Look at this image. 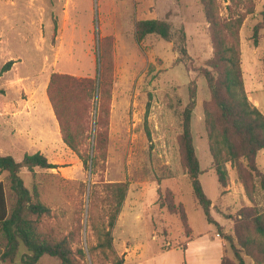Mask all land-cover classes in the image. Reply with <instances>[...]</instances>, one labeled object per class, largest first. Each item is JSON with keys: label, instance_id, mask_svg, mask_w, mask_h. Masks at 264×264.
<instances>
[{"label": "rangeland", "instance_id": "1", "mask_svg": "<svg viewBox=\"0 0 264 264\" xmlns=\"http://www.w3.org/2000/svg\"><path fill=\"white\" fill-rule=\"evenodd\" d=\"M263 4L264 0H218L219 13L224 17L253 8L240 29L241 62L247 97L262 113L264 30L260 31L258 44L252 36L254 26L261 21ZM156 19L171 23V40L150 35L137 44L136 24ZM0 32V46L7 48L3 59V49L0 52V69L10 60L14 62L0 77V104L38 100L41 114L52 74L96 79L101 71V44L111 56L106 86L108 142L106 158L100 161L97 171L85 169L78 155L64 145L66 153L48 159L59 168H36L34 172L23 168L20 172L25 186L50 208L48 215L34 217L39 232L70 240L74 251L85 250L81 264H114L89 252L96 236L88 215L94 207L96 218L105 222V184L128 182V195L113 231L114 247L125 264H220L223 255L237 264L225 237H234L238 245L235 223L244 209L264 213V187L259 176L238 174L228 163L229 180L222 188L212 167L202 107L210 99V92L198 69L212 58L213 47L199 0H0ZM183 34L187 55L179 53ZM190 86L197 92L192 130L203 172L200 181L213 203L211 216L219 227L207 223L181 165L178 136ZM83 98L90 104L92 125L99 95L90 98L87 93ZM148 102L151 109L146 128ZM7 125L12 126L10 121ZM3 145L2 155H12L16 161L23 159L17 147ZM257 162L264 173V151ZM0 181L7 184L11 208L16 196L10 190L7 172L0 173ZM159 188L162 195L170 190L176 203L185 205L193 230L191 241L178 216L157 204ZM1 239L0 253L7 248ZM243 257L246 264H257L244 250ZM38 264L61 262L44 255Z\"/></svg>", "mask_w": 264, "mask_h": 264}, {"label": "trees", "instance_id": "2", "mask_svg": "<svg viewBox=\"0 0 264 264\" xmlns=\"http://www.w3.org/2000/svg\"><path fill=\"white\" fill-rule=\"evenodd\" d=\"M203 6L205 17L209 23L213 55L198 72L205 79L210 92V99L203 102L204 126L207 137L212 167L222 188L229 180L228 163L238 174L246 172L249 176H259L264 187V173L259 170L257 158L264 151V113L253 106L244 86V75L241 62L240 29L253 8L246 13L229 17L221 16L218 0H199ZM232 1V0H231ZM261 21L253 28V41L259 42L260 31L264 30V4L261 10ZM172 25L167 20H141L136 24L134 37L141 44L148 36L156 35L165 41L172 38ZM186 36H181L182 46L179 53L187 55L185 47ZM101 44V71L96 79H79L73 76L54 73L51 75L47 96L59 123L62 139L65 145L82 160L85 169L96 172L100 161L106 158L108 142L109 108L106 95L108 81L107 71L110 69V53ZM108 58V59H107ZM13 61L7 62L0 71H8ZM264 64V58H263ZM90 98L99 95V106L94 123H89L90 104L83 96ZM196 88L189 87V102L182 112V131L178 136L181 165L186 171L192 192L201 207L208 224L219 227L211 216L213 203L206 195L200 181L202 169L197 156L194 134L192 130V115L196 106ZM151 104L147 103L144 116L147 128ZM94 126V127H93ZM148 137L150 133L147 129ZM57 164L49 162L47 157L36 152L25 154L21 161H16L12 155L0 153V173L7 172L10 190L16 200L10 208L7 196L6 182L0 181V238L6 241L7 248L0 253L1 264H38L44 255L56 257L61 264H81L86 258L85 250L74 251L72 242L66 238L55 239L39 232L34 217L50 213V208L44 205L25 186L20 175L23 168L34 172L36 168L52 170ZM107 214L105 222L95 216L94 207L88 215V223L96 236V244L89 252H95L114 264H125L124 258L118 256L114 247V228L118 216L126 201L128 182H111L105 184ZM157 204L171 215L180 219L188 241L193 239V231L185 205L176 203L170 190L158 189ZM235 223L234 237L226 236L237 264H246L243 250L257 264H264V213L251 208L244 209ZM2 244V243H1ZM241 246V248H239ZM24 247L26 250L22 251ZM187 245L182 249L186 250ZM225 254V250H224ZM220 264H234V261L222 256Z\"/></svg>", "mask_w": 264, "mask_h": 264}, {"label": "crops", "instance_id": "3", "mask_svg": "<svg viewBox=\"0 0 264 264\" xmlns=\"http://www.w3.org/2000/svg\"><path fill=\"white\" fill-rule=\"evenodd\" d=\"M0 49V52L2 49L4 51L3 59L6 57L5 50L7 48L1 45ZM2 74H0V77ZM44 93L43 101L41 100L43 102V106L41 107L42 114L37 109L38 100L27 104H8L6 102L0 104V152L5 151L3 143L17 147L15 149L17 152H22L23 157L25 154L40 152L47 159L55 160L61 152H67L64 148L65 143L62 139L60 126L47 96V92ZM9 114L11 116H8ZM8 121H10L11 127L7 125ZM221 249L224 251L223 243Z\"/></svg>", "mask_w": 264, "mask_h": 264}, {"label": "water", "instance_id": "4", "mask_svg": "<svg viewBox=\"0 0 264 264\" xmlns=\"http://www.w3.org/2000/svg\"><path fill=\"white\" fill-rule=\"evenodd\" d=\"M1 264V263H0Z\"/></svg>", "mask_w": 264, "mask_h": 264}]
</instances>
